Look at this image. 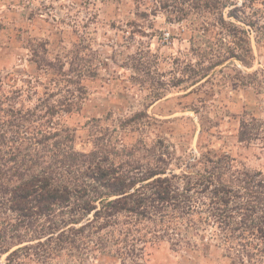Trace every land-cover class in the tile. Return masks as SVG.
<instances>
[{"label":"trees","instance_id":"obj_1","mask_svg":"<svg viewBox=\"0 0 264 264\" xmlns=\"http://www.w3.org/2000/svg\"><path fill=\"white\" fill-rule=\"evenodd\" d=\"M255 1H154L152 15L185 23L187 47L168 74L151 70L147 53L132 68L169 76L170 84L151 87L184 91L225 63L250 68L251 34L264 41V10ZM76 42L56 55L37 42L35 74L20 86L0 72V264H89L98 256L147 264L148 250L163 243L228 264H264V119L244 116L237 129V142L260 162L254 168L226 152L177 154L163 138L149 140L145 110L111 129L88 120L91 148L77 149V130L65 118L80 112L84 82L102 61L93 51L95 59L83 56L86 39ZM233 79L260 93L264 70H237ZM160 96L148 91L150 101Z\"/></svg>","mask_w":264,"mask_h":264},{"label":"rangeland","instance_id":"obj_2","mask_svg":"<svg viewBox=\"0 0 264 264\" xmlns=\"http://www.w3.org/2000/svg\"><path fill=\"white\" fill-rule=\"evenodd\" d=\"M154 1L0 0V72L10 76L11 85L20 86L35 74L30 50L37 42L48 43L49 53L56 55L66 54L78 39H86L83 56L93 60L94 52L102 64L98 75L84 82L87 99L80 112L65 118L77 130V149L91 148L83 129L88 120L100 119V126L111 129L119 118L145 110L153 123L147 128L148 139L163 138L177 154L196 155L209 149L226 152L248 167L259 166L253 148L238 143L236 135L242 117L264 119V85L257 88L259 93L239 87L233 77L237 70L243 74L264 70V41L256 43L251 34L250 68L225 63L215 70L221 72L186 91L158 89L156 83L151 87L152 80L170 84L169 76L142 77L132 68V59L147 53L151 70L168 74L173 59L187 47L181 41L187 37L181 34L185 23L167 24L160 12L152 15ZM254 7L262 12L264 0H256ZM149 90L158 91L160 98L150 101ZM146 259L147 264H228L215 256L174 252L164 243L149 249ZM89 264L118 263L98 256Z\"/></svg>","mask_w":264,"mask_h":264}]
</instances>
